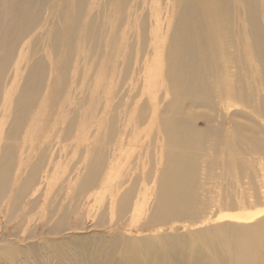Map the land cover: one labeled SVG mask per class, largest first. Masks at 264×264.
I'll list each match as a JSON object with an SVG mask.
<instances>
[{"label":"bare ground","instance_id":"1","mask_svg":"<svg viewBox=\"0 0 264 264\" xmlns=\"http://www.w3.org/2000/svg\"><path fill=\"white\" fill-rule=\"evenodd\" d=\"M81 220L102 232L63 239ZM229 220L251 225L208 227ZM39 230L86 264L264 247V0H0L2 257Z\"/></svg>","mask_w":264,"mask_h":264},{"label":"rangeland","instance_id":"2","mask_svg":"<svg viewBox=\"0 0 264 264\" xmlns=\"http://www.w3.org/2000/svg\"><path fill=\"white\" fill-rule=\"evenodd\" d=\"M159 24H162V22L160 21ZM84 70L85 69H82L81 71H84ZM145 78H146V74H144L142 80H144ZM67 83H74V80L72 79L71 75H70L69 81ZM142 83H144V86H146V84L148 82L142 81ZM146 89H147V87H146ZM75 97H76V99H78L79 95H76ZM127 141L128 140H124L123 142L126 143ZM52 150H54V148ZM40 199H39V201H40ZM259 210H261V209L256 208V209H252V210H238V211H234L233 213H235V214H246L247 211L258 212ZM82 220H81V222H79V221L73 222L72 221L70 223L71 225H69V227H68V231H66V233H64V232L62 233V238L63 239H65V238L69 239V238H72L73 236H81V237L89 238L90 236H93L95 231L96 232H102L101 231L102 229L95 228L94 226H91V224L88 223V221H86V223H85ZM222 224H228V225L232 226V228L238 227V226L251 225V223L246 224V222L244 223L242 221L229 220V221H220V222H217L216 224L211 223V225H209L208 227L209 228L210 227H216V225H222ZM34 228H35V225H30L29 227H27V233L33 232ZM195 228L196 227H192L190 230L191 231H199L198 229L207 228V226L199 225V227H197L196 229ZM104 232H109V234L122 233L123 236H126L127 238L131 239L132 241L140 239V238H145L146 235H152V234L154 235V233L150 232L149 230H142L141 232L137 229L130 230L128 225H125V224L120 225L118 229L117 228L115 229L114 227L109 228V229L107 228V229H105ZM259 232L261 233V231H259ZM176 233L187 234L188 233L187 228L185 229L184 227L179 225V227L176 228ZM36 234H37L36 236H39L40 239L38 237H36L37 240L36 239L35 240H28V239H22L19 237V238H17L16 242L23 247H26L28 242H36L35 244H32L31 246L41 247V248H39V251H38L39 255L35 258H34V256L33 257L31 256L30 260L24 259L22 256H17L14 259L16 264H26L25 261H28L27 264H86L84 262L77 263L76 258L74 257V255L71 256V254H70L71 252L69 250H67V248H65V245H64V249H62L60 251L59 249H57L55 247L49 246V243L42 240L44 237L41 238L40 230H39V233L37 232ZM63 234H65V236H63ZM0 235H1V231H0ZM19 235H21L20 232H19ZM5 236H7V235H5ZM7 237H9V236H7ZM224 238H227V237L225 235H221L220 233H217L214 237V240L218 241V240H223ZM11 239L12 238H10L9 240L12 241ZM48 239H50V238H48ZM260 240L264 243V233H261ZM192 242H195L192 244V246H194V247H198V245L200 244V242L198 240H193ZM235 244H236L235 251L242 253V256L244 257L241 261V264H264V247L261 248V247L255 245V247L252 248L253 254H251L249 252V247L252 245L251 241H244L242 243L241 242H235ZM126 250L127 251H124L122 253H117L116 257L114 258L115 263L113 262L110 264H166V261H161V260L155 261V260H152L151 258L143 255L141 250H138L136 252H132V249L129 247L126 248ZM64 252H67V253L62 255ZM0 264H11V263H9V261L6 260V258L2 257L1 252H0ZM168 264H172V263L169 262Z\"/></svg>","mask_w":264,"mask_h":264}]
</instances>
